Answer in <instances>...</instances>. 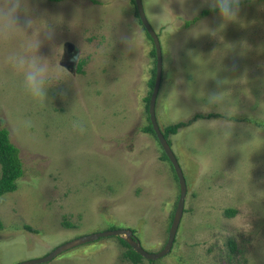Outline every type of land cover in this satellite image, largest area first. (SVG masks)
<instances>
[{"label":"rangeland","instance_id":"obj_1","mask_svg":"<svg viewBox=\"0 0 264 264\" xmlns=\"http://www.w3.org/2000/svg\"><path fill=\"white\" fill-rule=\"evenodd\" d=\"M142 1L162 47L158 123L162 129L186 123L168 139L188 191L170 253L139 264H264V0L240 4L233 21H223L217 10L188 25L212 8L210 0ZM24 3L54 32L52 41L40 34L38 54L51 58L62 44L60 63L75 80L51 86L50 105L35 102L7 61L19 40L0 41V123L24 166L17 189L0 196V264L42 257L79 236L118 228L132 229L145 250L159 251L180 185L157 136L144 131L155 58L136 3ZM163 5L168 15L157 26L152 13L162 14ZM137 22L142 31L129 47ZM200 28L209 31L194 34ZM26 30L31 35L34 29ZM218 92L228 94L223 106L229 115L219 105L202 110L207 96ZM209 113L218 115L196 117ZM225 120L227 135L221 132ZM128 250L120 236H106L40 264H134L124 255Z\"/></svg>","mask_w":264,"mask_h":264},{"label":"clouds","instance_id":"obj_2","mask_svg":"<svg viewBox=\"0 0 264 264\" xmlns=\"http://www.w3.org/2000/svg\"><path fill=\"white\" fill-rule=\"evenodd\" d=\"M153 3L149 5L150 8ZM240 4L241 0H210L211 7L219 10V15L225 22L237 19ZM163 9L164 11L160 15L152 13V19L157 26H159L161 18L168 15L165 5H163ZM22 19L23 26L21 24ZM221 27H223V24ZM28 28L34 29L31 35L26 30ZM141 31V25L137 22L131 38L127 40L129 47H133ZM193 31L194 34L198 35L200 31H209V29L200 28ZM41 33L49 41L53 40L54 32L49 21L33 19L24 0H0V41L19 40V47L7 56V61L13 72L20 76V85L24 92L35 102L47 106L50 105L48 102V89L69 79L75 80V77L72 76L67 67L60 63L64 51L62 44L54 46L51 58H45L38 54V48L42 42L39 38ZM78 59L79 53L76 56V60ZM227 95L226 92L209 94L206 103L202 105V110L207 112L212 105H219L229 115L230 109L223 106V101ZM75 103L71 111L75 107ZM188 114L191 115V112H188ZM228 125L229 121H223L222 134L227 135L230 132ZM72 126L81 132L84 130L80 121H73Z\"/></svg>","mask_w":264,"mask_h":264},{"label":"water","instance_id":"obj_3","mask_svg":"<svg viewBox=\"0 0 264 264\" xmlns=\"http://www.w3.org/2000/svg\"><path fill=\"white\" fill-rule=\"evenodd\" d=\"M135 3H136V7H137V10L139 13L140 20L142 21L146 30L148 31V33L152 37L155 48H156V66H157L156 79H155V84H154V87H153V90L151 93V97L149 100V108H148L150 121L152 123L153 129L156 133V136L158 138L160 145L162 146V148L165 151L168 159L170 160V162L172 163V165L175 169L176 175H177L178 180H179V185H180V196H179L177 207H176V210L174 212L173 220H172V223H171V226L169 229L168 240H167L165 246L162 249H160L159 251L149 252L142 247L141 243L136 238L132 229H129V228L108 229V230L99 231L96 233H91V234L79 236L77 238H74L73 240H70V241H67L65 243L60 244L59 246L54 248L50 253H48L42 257L32 258V259H28L25 261H21L18 264H40L43 262H47V261H50L51 259H53L58 254L66 251L69 248H72L74 246H78V245L86 243V242H91V241L97 240L100 237H106V236H121V237H123L128 242V244L133 249L136 250V252H138L144 258H146L148 260H155L157 258H161V257L167 255L168 253H170V251L172 250V247H173L175 239H176L177 231H178V228H179L182 216H183L188 187H187V181H186V178L184 176L183 169H182L171 145L169 144L167 137H165V135L162 131V128L158 123L157 115H156V105H157L159 90L161 87L162 70H163V55H162L161 42H160L158 34L155 32V30L153 29L152 25L150 24V22L146 16L143 1L142 0H135Z\"/></svg>","mask_w":264,"mask_h":264},{"label":"trees","instance_id":"obj_4","mask_svg":"<svg viewBox=\"0 0 264 264\" xmlns=\"http://www.w3.org/2000/svg\"><path fill=\"white\" fill-rule=\"evenodd\" d=\"M59 1V0H58ZM247 0H241V4L245 3ZM135 2V0H134ZM218 9L214 8H205L203 9L200 14L195 17L191 21H187L186 24H190L191 22L195 21L201 16L210 14L212 12L217 11ZM137 15L139 16L138 10H137ZM149 37L151 38L150 34L148 33ZM152 55L155 58V66L152 70V76L149 79V86H150V92L146 97V100L148 101L147 107L149 108V100L151 97V93L155 84V79H156V48L155 45L151 51ZM82 62L80 63V68H81ZM149 115V111H148ZM218 114L216 113H209L207 115L199 114L196 117H212V116H217ZM150 120V116H149ZM186 125L185 122L179 121L177 123L173 124H168L165 126L162 131L167 137L170 134H176L178 132V129L182 126ZM144 131L146 132H152L156 135L151 121L147 126L144 127ZM169 144H171V141L168 139ZM20 148L11 140L10 137V132L9 130L5 127L2 126L0 123V165H1V175H0V196H2L5 193L12 192L17 189V181L19 180L20 177L24 175V166L23 162L19 156ZM163 157L168 159L165 151L163 150ZM226 213L228 215H234L235 210L234 209H226ZM2 221L0 220V227H2ZM134 232V231H133ZM121 241L129 248L128 251L124 254L126 258L129 260H132L134 264H139L144 257L136 252L135 249H133L128 242L120 236Z\"/></svg>","mask_w":264,"mask_h":264}]
</instances>
